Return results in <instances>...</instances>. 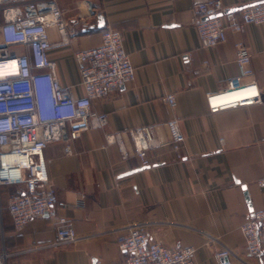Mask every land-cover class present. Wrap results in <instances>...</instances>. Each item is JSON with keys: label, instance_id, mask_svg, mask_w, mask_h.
I'll return each instance as SVG.
<instances>
[{"label": "crops", "instance_id": "crops-1", "mask_svg": "<svg viewBox=\"0 0 264 264\" xmlns=\"http://www.w3.org/2000/svg\"><path fill=\"white\" fill-rule=\"evenodd\" d=\"M68 40L56 27L49 56L58 80L84 94L75 53L99 46L102 33L122 34L136 69L133 82L93 102L108 115L103 128L83 132L65 153L62 141L44 150L58 198V216L73 224L81 239L53 247L58 222L43 216L16 230L7 208L18 185L0 188V253L9 264H121L127 226L144 223L150 240L169 248L195 246L196 264H219L214 250L230 248L234 264H264V253L245 250L241 226L264 209V102L217 113L206 95L228 87L240 76L236 44L251 53L252 74L264 96V24L245 31L227 29L225 42L202 46L194 26V0H58ZM240 12L257 0H222ZM174 93L172 109L163 100ZM177 117L185 141L175 150L166 122ZM155 124L157 143L144 165L128 134L130 128ZM121 132L124 151L106 135Z\"/></svg>", "mask_w": 264, "mask_h": 264}, {"label": "built area", "instance_id": "built-area-1", "mask_svg": "<svg viewBox=\"0 0 264 264\" xmlns=\"http://www.w3.org/2000/svg\"><path fill=\"white\" fill-rule=\"evenodd\" d=\"M194 14L202 46L215 47L226 41L227 29L243 32L251 24H264V0L247 5L240 12L226 10L222 0H194ZM66 26L58 0H0V188L21 186L10 193L7 202L16 230L46 215L57 220L58 239L51 244L53 247L75 244L81 237L70 220L58 216V198L44 150L50 143L62 141L65 153L73 154V143L83 132L108 123V115L95 110L93 102L136 78L122 34L106 28L99 46L75 53L84 92L76 96L72 86L58 80L56 62L49 56L53 46L49 29L56 27L65 42ZM250 61L249 48L238 42L236 62L240 76L231 78L227 89L206 95L211 113L264 102L257 82L243 81L252 74ZM163 100L175 109L174 93L166 94ZM166 126L175 150H179L185 141L179 119H169ZM128 134L141 161L148 165L147 152L157 143V126L130 128ZM122 135L115 132L106 138L124 151ZM1 212L0 193V219ZM241 231L247 254H263L264 209L254 211ZM120 248L127 254L121 264H196L195 246L169 248L150 240L144 223L127 226ZM214 256L219 264H234L233 259L238 257L227 247L216 248ZM9 261L10 254L2 251L0 264Z\"/></svg>", "mask_w": 264, "mask_h": 264}, {"label": "bare ground", "instance_id": "bare-ground-1", "mask_svg": "<svg viewBox=\"0 0 264 264\" xmlns=\"http://www.w3.org/2000/svg\"><path fill=\"white\" fill-rule=\"evenodd\" d=\"M231 96V95H230Z\"/></svg>", "mask_w": 264, "mask_h": 264}, {"label": "water", "instance_id": "water-1", "mask_svg": "<svg viewBox=\"0 0 264 264\" xmlns=\"http://www.w3.org/2000/svg\"><path fill=\"white\" fill-rule=\"evenodd\" d=\"M220 15V14H219Z\"/></svg>", "mask_w": 264, "mask_h": 264}]
</instances>
